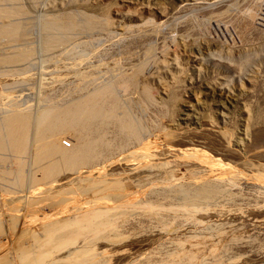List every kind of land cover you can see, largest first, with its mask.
<instances>
[{"label": "rangeland", "instance_id": "1", "mask_svg": "<svg viewBox=\"0 0 264 264\" xmlns=\"http://www.w3.org/2000/svg\"><path fill=\"white\" fill-rule=\"evenodd\" d=\"M19 1L32 21L78 11L109 22L50 54L39 52L34 26L36 58L22 74L0 72V107L34 110L109 79L107 103L118 99L141 127L123 139L110 125L103 160L0 187V264L66 260L89 236L94 255L79 253L78 264H264V0ZM115 179L131 191L123 202L102 197ZM192 181H212L219 193L178 197L177 185ZM111 202L124 211L115 231L62 230L66 241L37 243L66 215Z\"/></svg>", "mask_w": 264, "mask_h": 264}, {"label": "bare ground", "instance_id": "2", "mask_svg": "<svg viewBox=\"0 0 264 264\" xmlns=\"http://www.w3.org/2000/svg\"><path fill=\"white\" fill-rule=\"evenodd\" d=\"M29 18L26 11L21 6V2L19 0H0V72L6 71V73H8V71L11 69V71L13 70L17 72V74H19L18 72H21L20 74H22L23 72L22 70H25V68H29L26 67L29 66V64L27 63L30 62L31 64L33 63L32 61L36 56L35 54L36 52L34 50L36 46L34 47L30 38H28L29 37L28 34H30L34 26H36L35 28H39V30L41 31L40 33L41 48H39V52L43 51L45 53L46 52L49 53L53 50L55 51L56 48H59L61 45L66 44V42H67L66 45H68V42H70V40L73 41L74 39L72 40V38L74 36H77L78 34L81 33L88 34V32L99 29L103 30L102 28L103 25L108 21L106 16L96 17L94 15L86 14L78 11L76 12L68 11L63 14L62 13L50 14V15L46 14L42 16L40 20L38 19L39 20L38 22L35 20L32 21V18L31 19ZM133 75H132L133 77L130 78L131 80H129L132 81V83L137 81V77H136L137 74L134 73ZM106 81H105L106 83L104 82L105 84L101 83V84H96L98 86L94 85V87L90 88V90L88 89L89 91H87V89L85 90L86 92L80 91L81 93L73 96L69 95L71 97L69 98L65 97L64 99H59L60 101H58L57 99L56 101L54 100L52 102L49 101L50 99L48 100V98L46 97L45 99H42V102L39 103V106L38 103L36 104L38 107L34 110L29 108L28 106L27 107H23V106L18 107V105L14 106L16 104L13 105L9 103L10 101L8 103H4L5 105L3 104L4 106L2 108L0 107L1 190L4 189L3 187H7L9 185L14 187V189L15 187L22 186L24 182L25 183L27 182L26 179H28V177L30 178V174H35V173L38 174L39 172V176H37V178L35 177L36 176L35 174L34 176L35 179L47 180L50 174L55 173L62 168L66 167V169L72 171V170H76L78 167H81L85 164L87 165L88 163H91L93 160L95 161L97 159H101V157H104L103 155H105L104 152L106 150L108 151V149L111 148L109 146L112 142L109 144V141H112L113 136L112 139L109 141L106 138V136H108L106 135V132L108 131L110 125L114 126L116 133L123 135V139L126 137V135H130V133L135 132L141 127V125L137 124V120L135 122L132 119L133 118L132 116H129L127 112H123L124 106L122 105V103H120L118 99H114L113 102L107 103L106 96L108 97L109 95L104 93L109 90L111 91L115 84L112 85L113 82L111 84V80L109 79H106ZM6 100H8V97ZM107 134L109 133L107 132ZM63 135L70 136L69 139L71 141L67 144V147H65L64 145L65 143L62 144V142L60 141ZM127 144L128 143H126V145ZM101 160H103V158ZM112 181L114 180L112 179ZM116 181L115 184H113L112 182L111 186L106 185L103 186L104 188L101 187L102 189L100 190H103V193L100 192V195L102 193L103 194L102 197H107V198L110 197L114 200V202L122 201L123 200L122 198H126L127 196H129L131 191L122 190L124 188L122 186H121L122 188L120 187L121 182L118 180ZM195 182L198 183H193L192 181V184L190 183L188 184V186L177 185L178 187H176L175 192L176 194H179L178 197L181 196L183 199H190L192 200V202H194V200H202V199H208L214 197L215 194L218 192L219 188H217V186L214 185L212 181L211 182L195 181ZM97 188H99V186H97ZM165 189L164 192L170 191V190L165 191ZM86 190H88V188ZM97 193L99 192L95 190V194ZM104 194L106 196H104ZM142 194L138 195L139 199L138 198H137L138 200L136 199L138 202L140 201L141 198L144 197ZM147 196H149V194ZM150 196L152 197V195ZM148 202L151 201L148 200ZM186 203L189 204V201L188 202L186 201ZM91 204L93 205V203ZM98 204L96 205L95 203L96 206L94 205L92 206L88 204L89 206L85 210L81 209V211L75 212L69 216L66 215L65 218H62V220L55 223L56 225H54V227L52 226H51L52 228L49 227L50 229H48L47 231H45V229L47 228H44V231L41 230L39 235L36 234L37 237L35 238L39 241L37 243H41V242L45 243L47 240L50 241L55 240V242L56 240L62 242L66 241L64 237H61L62 230L69 231L74 229L76 231L83 229L91 232V231H101L105 228L107 229L110 228L111 230L114 227H116L114 223L115 224L117 223L114 219L117 220L116 215L119 214L120 212L112 210L113 209L112 207H114L115 203L111 202L106 206L100 204L98 205ZM117 204L118 203H116V205ZM131 209L132 208H130V210ZM121 213H124V211L123 212L121 211ZM1 224L2 223H0V233H2L4 230L1 228L2 227ZM32 238H34L33 235ZM85 238L86 237H84V239ZM88 238H90V236ZM88 238L84 240L83 243L81 242L82 243L81 245L75 247L72 250H69L70 253L67 254L69 256L73 254L72 258H68V256L63 257V259L66 258L68 259L53 260L51 261L50 264H76L77 262L75 261L76 260L75 257L79 255V253L82 254L85 251L87 252L86 254L88 255L92 254L91 250L93 249L94 242L91 240L93 238L89 240ZM33 242H29L27 244H29V246H33ZM46 245H48V243Z\"/></svg>", "mask_w": 264, "mask_h": 264}]
</instances>
